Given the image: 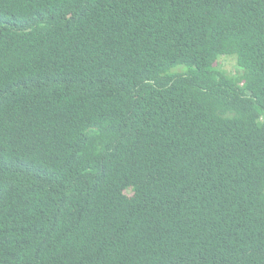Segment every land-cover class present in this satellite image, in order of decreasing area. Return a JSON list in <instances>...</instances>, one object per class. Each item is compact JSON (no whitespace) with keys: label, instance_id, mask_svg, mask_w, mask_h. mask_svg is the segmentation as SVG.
I'll use <instances>...</instances> for the list:
<instances>
[{"label":"trees","instance_id":"1","mask_svg":"<svg viewBox=\"0 0 264 264\" xmlns=\"http://www.w3.org/2000/svg\"><path fill=\"white\" fill-rule=\"evenodd\" d=\"M0 264H264V0H0Z\"/></svg>","mask_w":264,"mask_h":264},{"label":"rangeland","instance_id":"2","mask_svg":"<svg viewBox=\"0 0 264 264\" xmlns=\"http://www.w3.org/2000/svg\"><path fill=\"white\" fill-rule=\"evenodd\" d=\"M219 60V68L223 70L229 76H237V74H242L240 68L237 65V61L233 57L222 56Z\"/></svg>","mask_w":264,"mask_h":264}]
</instances>
